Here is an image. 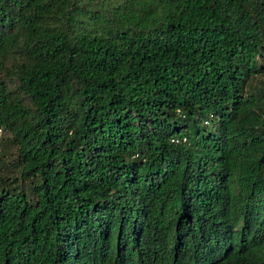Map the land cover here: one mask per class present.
Returning <instances> with one entry per match:
<instances>
[{"label": "trees", "instance_id": "obj_1", "mask_svg": "<svg viewBox=\"0 0 264 264\" xmlns=\"http://www.w3.org/2000/svg\"><path fill=\"white\" fill-rule=\"evenodd\" d=\"M0 264H264V0H0Z\"/></svg>", "mask_w": 264, "mask_h": 264}, {"label": "built area", "instance_id": "obj_2", "mask_svg": "<svg viewBox=\"0 0 264 264\" xmlns=\"http://www.w3.org/2000/svg\"><path fill=\"white\" fill-rule=\"evenodd\" d=\"M181 139H182V141H185L186 140L185 137H182ZM173 140H174V142H178L179 141V138H176V139H173Z\"/></svg>", "mask_w": 264, "mask_h": 264}, {"label": "clouds", "instance_id": "obj_3", "mask_svg": "<svg viewBox=\"0 0 264 264\" xmlns=\"http://www.w3.org/2000/svg\"><path fill=\"white\" fill-rule=\"evenodd\" d=\"M184 137V136H183Z\"/></svg>", "mask_w": 264, "mask_h": 264}]
</instances>
